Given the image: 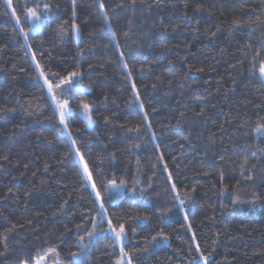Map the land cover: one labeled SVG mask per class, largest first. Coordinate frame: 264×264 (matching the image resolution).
Listing matches in <instances>:
<instances>
[{
    "label": "trees",
    "instance_id": "1",
    "mask_svg": "<svg viewBox=\"0 0 264 264\" xmlns=\"http://www.w3.org/2000/svg\"><path fill=\"white\" fill-rule=\"evenodd\" d=\"M38 2L51 7L35 30L37 0H0V264H116L109 232L86 256L77 244L100 210L72 140L127 182L105 208L133 264H264V0ZM37 61L81 74L67 130Z\"/></svg>",
    "mask_w": 264,
    "mask_h": 264
},
{
    "label": "snow or ice",
    "instance_id": "2",
    "mask_svg": "<svg viewBox=\"0 0 264 264\" xmlns=\"http://www.w3.org/2000/svg\"><path fill=\"white\" fill-rule=\"evenodd\" d=\"M27 3V0H26ZM73 3L75 4V0H73ZM5 4L7 7H12V0H5ZM100 6L103 7V3H100ZM50 5L45 3L43 4L42 8L40 3L37 0V3L35 4V7L27 8V17L31 20H33L34 23V29L39 30L41 24L47 19V13L50 10ZM199 7V6H198ZM12 15L15 16V11L12 12ZM73 16H75V12H73ZM105 17H107V13H105ZM16 22L20 23V17H16ZM239 21H233V25H238ZM62 27V26H61ZM73 29L75 30L77 28V25L73 23L72 25ZM109 27H111L109 22ZM21 32L24 35L25 41L28 39V32H25L23 28H21ZM31 45H29V48ZM123 55V53H121ZM33 60H35V53H33ZM255 67V65H253ZM36 70L38 73V79H43L44 85L47 86V91L51 95L52 100L55 102V111L57 112L59 116V122L64 127L65 130L68 128V123L66 121V117L70 115L71 113V106H70V100L73 99V97L69 94V89L73 86V84L76 82V79L80 77V72L78 71H71L68 72L66 75L62 76L60 72H53L51 69L45 70L44 66H42L38 61L36 62ZM129 75H131L129 73ZM259 75L261 79H264V61L260 62L259 67ZM51 77L52 79H49ZM55 80L56 83L54 84L52 81ZM133 88H135V85H133ZM137 94V99H138ZM140 107L143 108V104H140ZM83 113L87 116V123L88 125H91L92 123V109L91 105L87 103L82 104ZM203 111V110H202ZM145 120H147V114L145 113ZM149 127H151L149 125ZM138 130V129H137ZM257 133L260 135H264V125H261L257 128ZM69 137L71 138V133H68ZM73 149L75 150L76 157L79 161V173L81 176V179L85 182V184L90 185L92 194L95 197L94 204H96L99 208V212L97 215V218H93L90 223L92 225L91 229L86 232L85 235H81L77 238V244L81 246V254L87 255V250H91L95 246V240L98 236V234L102 231L100 228L101 224L106 223L107 229L105 231L109 232L113 239L114 244L119 245V252L120 255L116 259V264H133L132 256L125 251L124 248V241L127 239V230L125 227V224L123 222H120L119 217L116 218V222H113V219L108 215L107 209L105 208V200L106 198H111L113 196L116 197V199H119L121 195L124 194L126 188H127V182L123 179H121L119 182H117L116 179H108L102 172L100 168L96 167H90L88 162L85 160L84 154L80 152V149L76 147V141H71ZM261 151H264L262 149ZM256 153H252V156H256ZM6 159V157H5ZM161 159L163 157L161 156ZM247 164V160H245L244 164L241 165V170L243 174V170L245 169V165ZM167 166L165 165V168ZM255 167V165H253ZM250 171V169H249ZM95 174V178H94ZM250 179L251 177H247ZM168 179L171 181V174H169ZM98 181V182H97ZM226 185L222 187L221 191H224L226 189ZM172 197L174 200L178 202L177 206L180 209H183L185 200L184 198H181V192L177 188L176 183L170 184ZM185 198H189L187 193H184ZM237 200H233V203H236ZM185 219H187V214H185ZM190 227V225H189ZM77 229H81L80 225H77ZM135 229H133V233H135ZM158 236H163L164 234L158 233ZM87 238V243H85V239ZM156 237H153V240H155ZM193 239L195 237L193 236ZM196 249L199 252V244L196 245ZM71 255L75 256L76 253H72ZM46 257H39L35 260L34 264H45ZM200 259L203 261V264H209V257L205 256L203 252L200 253Z\"/></svg>",
    "mask_w": 264,
    "mask_h": 264
},
{
    "label": "rangeland",
    "instance_id": "3",
    "mask_svg": "<svg viewBox=\"0 0 264 264\" xmlns=\"http://www.w3.org/2000/svg\"><path fill=\"white\" fill-rule=\"evenodd\" d=\"M100 228L102 229V231L100 232V233H102V232H105V230H106V226H104V224H101L100 225ZM86 236V235H85ZM85 243H87V238L85 239ZM202 261V260H201ZM203 262V261H202Z\"/></svg>",
    "mask_w": 264,
    "mask_h": 264
}]
</instances>
